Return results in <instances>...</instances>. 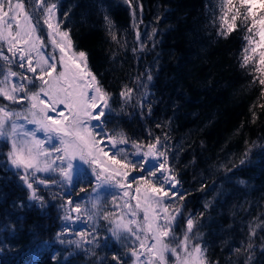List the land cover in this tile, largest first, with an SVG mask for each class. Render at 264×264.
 <instances>
[{"label":"trees","instance_id":"trees-1","mask_svg":"<svg viewBox=\"0 0 264 264\" xmlns=\"http://www.w3.org/2000/svg\"><path fill=\"white\" fill-rule=\"evenodd\" d=\"M58 9V19L64 20L61 27L71 29L75 48L88 54L91 71L110 94L109 134L123 132L130 141L144 143L156 136L163 141L167 134L169 164L184 194L183 200L171 201L184 205L177 233L186 228L191 214L210 260L243 264V256L234 249L247 242L251 226L257 233L252 237V264H264V227H257L264 224V86L259 85L254 64L240 67L246 31L238 27L227 39L217 35L218 0H59ZM105 16L114 24L116 41L106 30ZM40 29L47 39L42 20ZM147 73L153 77L150 82ZM125 85L133 89L127 102L120 96ZM125 147L133 151L131 143ZM74 180V190L42 187L46 207L40 208L38 202L21 207L29 203L30 191L11 170L0 168V264H115L113 253L125 249L111 238L104 241L110 237L108 221L97 218V230L82 224L99 246L95 241L83 248L69 243L80 241V223L75 212L71 220H63L66 201L73 199L83 207L82 200L88 201L91 193L90 187L80 192L86 186L80 175ZM61 192L63 201L52 199ZM111 205L102 204L100 214L112 212Z\"/></svg>","mask_w":264,"mask_h":264},{"label":"snow or ice","instance_id":"snow-or-ice-1","mask_svg":"<svg viewBox=\"0 0 264 264\" xmlns=\"http://www.w3.org/2000/svg\"><path fill=\"white\" fill-rule=\"evenodd\" d=\"M58 3L59 0H0V61H3L0 64V168L11 170L22 181L21 186L30 191L29 203L20 206L32 207V202H38L40 208L46 207L40 185L45 189L58 185L65 190L70 186L74 190L77 186L74 176L80 175L81 181L86 182L80 192H87L90 187L95 194L90 200L93 211L82 209L79 202L69 198L63 220H71V213L75 212L77 220L83 214L88 220L99 216L108 221L110 237H104V241L111 238L125 249L122 254L113 253L115 264H219L209 259L203 234L198 227L194 230L191 214L186 228L181 233L176 231L177 218L184 216V205L177 202L174 206L171 201L174 197L183 200L184 194L179 192L180 181L169 164L167 134L163 141L156 136L144 143L130 141L123 132L109 134L106 130L108 113L112 111L110 94L91 71L88 54L75 48L71 29L61 27L64 20L57 17ZM218 6L217 35L227 39L238 27L246 31L242 37L247 43L242 45L240 67L254 64L260 74L259 85L264 86V0H218ZM41 20L47 26V39L37 34ZM105 27L116 41L111 31L114 24L107 16ZM49 42L53 51L46 53L44 49ZM5 46L11 56L5 55ZM12 65L23 71L14 70ZM146 76L149 82L153 79L151 73ZM132 92L125 85L120 96L127 102ZM261 94L264 95V89ZM140 107H145L143 102ZM147 107L151 114V105ZM129 143L133 151L121 147ZM146 163H152V167H145ZM134 172L138 175H132ZM38 173L48 175L40 177ZM109 190H119L110 192L119 214L101 215V197ZM118 196L123 203H118ZM52 199L63 201L64 193H54ZM59 207L64 208L65 204ZM249 232L247 242L242 241L234 249L238 256H243V264H252L255 255L252 237L257 233L251 226ZM60 235L57 234V240L63 244ZM79 235L80 241L69 243L83 248L84 243L91 245L95 241L99 246L93 232L81 231ZM84 251L95 255L92 249ZM261 251L264 252V243Z\"/></svg>","mask_w":264,"mask_h":264},{"label":"rangeland","instance_id":"rangeland-1","mask_svg":"<svg viewBox=\"0 0 264 264\" xmlns=\"http://www.w3.org/2000/svg\"><path fill=\"white\" fill-rule=\"evenodd\" d=\"M46 26V25H45ZM38 35H40V32H38L37 33ZM5 49H7V47L5 46L4 47V53H5V55H8L7 53H6V50ZM44 51L46 52V53H50V52H52L53 51V46L51 45V43L49 42L48 43V45H47V47L44 49ZM55 54H56V56H57V58L59 57V50L58 49H56L55 50ZM12 67H13V69L15 70V68H16V66L15 65H12ZM18 69V68H17ZM16 78H13V80H15ZM62 107V106H61ZM65 115H67V113L65 112ZM92 123L93 124H95L96 123V121H92ZM29 128H31V127H34V125H29L28 126ZM38 135H40L41 137L43 136V134L42 133H38ZM106 142V141H105ZM121 147H125V145H121ZM126 148V147H125ZM86 167V166H85ZM54 175H56V176H54V177H56V178H59V176H58V174L57 173H53ZM52 174V175H53ZM38 176H40V177H46L48 174H44V173H38L37 174ZM132 175H135V174H133L132 173ZM34 187H36V185H34ZM42 187H44L43 185H40L39 186V188H40V191H42ZM135 187H133L132 186V189H131V191H133V194H135V189H134ZM111 191H116V192H118L119 190H109V191H106L104 194H103V196L101 197V200L103 201V203L102 204H107V203H110V204H112V201H111V195H110V192ZM95 196V194L94 193H90V198H89V200L88 201H86V200H82V205H83V207H82V209H84V208H88L89 209V211H93L92 209H91V203H90V200H91V198L92 197H94ZM81 202V201H80ZM118 203H123V200H121L120 198H119V196H118ZM132 203L134 204L135 203V201H132ZM81 204V203H80ZM101 204V205H102ZM109 207V205L106 207V208H108ZM111 207H114L113 205H111ZM100 210H102V209H100ZM100 212V211H99ZM112 212H117V209L114 207V210L112 211ZM100 213H102V212H100ZM117 214H119L118 212H117ZM97 218H99V216H97V217H95L93 220H88L87 219V217L86 216H84L83 214H81V217H80V219L78 220L79 221V223H80V226H79V231H78V234L81 232V231H83V232H85L86 234L89 232V229H93L94 227H95V229L97 230V221H95ZM86 223L87 224H89L91 227L88 229L87 227H84V226H82V224H84V225H86ZM79 237H80V235H79ZM88 238V237H87ZM80 240H81V237H80Z\"/></svg>","mask_w":264,"mask_h":264}]
</instances>
